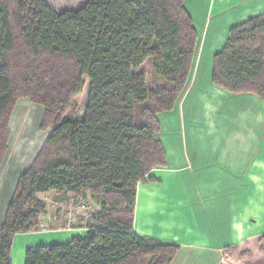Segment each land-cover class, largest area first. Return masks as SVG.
Returning a JSON list of instances; mask_svg holds the SVG:
<instances>
[{
	"label": "trees",
	"instance_id": "1",
	"mask_svg": "<svg viewBox=\"0 0 264 264\" xmlns=\"http://www.w3.org/2000/svg\"><path fill=\"white\" fill-rule=\"evenodd\" d=\"M185 2L89 0L56 12L46 0H0V169L20 98L44 109L41 130H50L8 204L0 264H12L16 235L39 230L40 196L50 191L85 194L100 210L83 237L29 248L25 264L175 263L181 246L136 235L134 210L137 186L168 165L158 115L174 110L190 80L197 34ZM147 60L162 82L156 90L140 70ZM211 81L264 102V14L230 31ZM86 84L78 120L76 98Z\"/></svg>",
	"mask_w": 264,
	"mask_h": 264
},
{
	"label": "rangeland",
	"instance_id": "2",
	"mask_svg": "<svg viewBox=\"0 0 264 264\" xmlns=\"http://www.w3.org/2000/svg\"><path fill=\"white\" fill-rule=\"evenodd\" d=\"M46 1L54 11L63 12L78 10L89 0ZM185 9L193 20L197 34L190 80L174 110L158 115L162 130L157 137L162 142L165 139L171 140V144L175 145V140L180 143L181 137L185 143L189 139L193 142L195 137L204 132L210 138L213 137L220 147L215 156L218 153L221 156L223 149L232 143L235 148L226 152L233 153V170L236 173L234 176L231 172V176L235 177L236 184L240 186L237 190L240 191L243 177L239 171L246 165L247 162L244 161L252 157L255 151L253 162L260 158L264 161V102L251 93L234 94L215 86L211 75L214 58L224 47L230 31L249 19L264 14V0H186ZM15 59L23 60L22 48L16 51ZM140 70L146 74L150 90L161 86V80L153 74L151 60H147ZM88 93L89 85L86 84L76 98L75 118L78 120L83 119L86 114ZM43 114L44 109L27 98L17 101L11 119L10 152L0 169V218L5 216L16 180L20 174L30 169L35 160L28 168L31 160L27 158L28 153L31 149L33 154L42 148L50 134V130H41ZM163 169L165 168L152 170L146 182L141 184L160 189L159 186L163 184L160 180L164 179L160 172ZM247 172L252 190L261 193V198L257 199L261 203L264 196V162L255 168L251 167ZM40 200L44 209L42 219L47 218V222L43 221L37 231H45L48 226H80L78 224L83 219H91L100 210L99 204L85 194L75 196L49 192L41 195ZM183 206L177 208L176 205L178 213L188 208V203ZM252 218L257 219L256 216ZM243 222L246 225H241L240 230L232 235L220 232L212 224L194 223L190 224L191 228L183 226L170 237V240L181 246L174 264H264V241H261L264 231L259 230L260 221L252 223L248 218H243ZM250 228H255V233Z\"/></svg>",
	"mask_w": 264,
	"mask_h": 264
},
{
	"label": "crops",
	"instance_id": "3",
	"mask_svg": "<svg viewBox=\"0 0 264 264\" xmlns=\"http://www.w3.org/2000/svg\"><path fill=\"white\" fill-rule=\"evenodd\" d=\"M207 135L203 132L194 138L195 141L192 142L189 139L186 143L181 137L180 143L175 140V145L171 144L173 143L171 140L161 141L168 160L167 167L160 172L164 179L159 180L163 184L159 186L160 189L142 184L137 186L134 210V233L136 235L175 243L170 240L171 235L177 233L185 225L191 228L190 224L194 223L212 224L211 226L216 227L220 232H228L232 235L238 229L240 230L241 225H246L243 218H248L252 223L260 221L259 230L264 231V196L261 203L257 201L261 198V193L252 190L248 181L250 179L247 177V171L251 167L255 168L264 161L260 158L255 163L253 162L257 151L244 161L247 163L246 165L244 163V168L239 171L240 176L243 177L240 184L242 190L238 191L240 186L236 184L234 177L236 172L233 170L235 166L233 153H227L235 146L231 143L228 148L223 149L224 153L221 156L219 153L215 156L219 147L218 143L213 137L210 138ZM40 149L33 153L34 155L31 153L32 149L28 153L27 158L31 159L28 168ZM246 157L247 154H245V159ZM181 171L187 172L181 174ZM231 172L234 176H231ZM187 203L188 208L178 213L179 209H175L176 205L177 208L183 205L185 207ZM252 216H256L257 219ZM46 219L43 218L41 223ZM88 219L89 217L86 220L83 219L84 221L78 224L80 226L65 228L48 226L45 231L16 235L11 251L12 264H25L26 251L29 248L68 244L76 237H83L90 227ZM3 220L4 217L1 216L0 225ZM250 230L254 232L255 228H250Z\"/></svg>",
	"mask_w": 264,
	"mask_h": 264
},
{
	"label": "built area",
	"instance_id": "4",
	"mask_svg": "<svg viewBox=\"0 0 264 264\" xmlns=\"http://www.w3.org/2000/svg\"><path fill=\"white\" fill-rule=\"evenodd\" d=\"M42 224V223H41Z\"/></svg>",
	"mask_w": 264,
	"mask_h": 264
}]
</instances>
